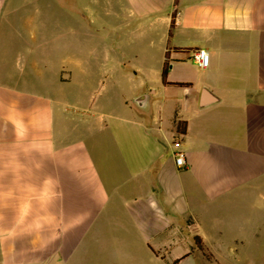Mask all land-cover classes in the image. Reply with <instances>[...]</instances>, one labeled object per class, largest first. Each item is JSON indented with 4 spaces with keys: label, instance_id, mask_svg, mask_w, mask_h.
Returning a JSON list of instances; mask_svg holds the SVG:
<instances>
[{
    "label": "crops",
    "instance_id": "1",
    "mask_svg": "<svg viewBox=\"0 0 264 264\" xmlns=\"http://www.w3.org/2000/svg\"><path fill=\"white\" fill-rule=\"evenodd\" d=\"M43 1L0 0V264H222L230 229L264 238V0H95L90 39Z\"/></svg>",
    "mask_w": 264,
    "mask_h": 264
},
{
    "label": "rangeland",
    "instance_id": "2",
    "mask_svg": "<svg viewBox=\"0 0 264 264\" xmlns=\"http://www.w3.org/2000/svg\"><path fill=\"white\" fill-rule=\"evenodd\" d=\"M104 2V0H101ZM76 3L79 6H81L84 10V13L86 14V17H83L79 13H75V16H73V12L67 13V7L69 4ZM43 10H42V16L38 18L39 20H42L41 22H45L49 24L50 26H55L57 24V19L61 16H64L65 24L66 25H73V24H79L82 26L81 30V38L82 39H90L92 38L87 30L88 26L90 23L95 24L94 19L91 17L90 10H99L101 11V8H96V1L95 0H65V4L68 6H65L63 8L65 11H62V8L58 2V0H47L43 1ZM99 5H102L101 2H99ZM102 9H105V7H102ZM62 13V15H61ZM76 17V18H75ZM74 18V19H73ZM40 23V22H39ZM86 28H84V27ZM56 29V28H54ZM89 31V30H88ZM68 35V34H67ZM65 35V38L67 39L68 36ZM72 36V34H70ZM50 39L56 40V38L50 36ZM226 235H224V248H226L229 245H235L237 244L238 248L244 250V253L241 252L240 256L236 257H229V256H218L219 260L221 261L222 264H264V238L261 239H248L244 241H236L232 238V230L230 229ZM189 240L187 239L186 241L183 240V243L181 245H178V248L180 247H189L188 243ZM197 246V245H194ZM222 247V248H223Z\"/></svg>",
    "mask_w": 264,
    "mask_h": 264
},
{
    "label": "clouds",
    "instance_id": "3",
    "mask_svg": "<svg viewBox=\"0 0 264 264\" xmlns=\"http://www.w3.org/2000/svg\"><path fill=\"white\" fill-rule=\"evenodd\" d=\"M45 184L52 185L47 191H43V199L40 201V223L37 224L38 229L51 228L52 225L47 223V220L51 218L52 221H56L59 217L52 212L51 205L54 203L57 197V192L55 189V185L53 183V177L49 176L44 181ZM60 229H56V232L59 233Z\"/></svg>",
    "mask_w": 264,
    "mask_h": 264
},
{
    "label": "built area",
    "instance_id": "4",
    "mask_svg": "<svg viewBox=\"0 0 264 264\" xmlns=\"http://www.w3.org/2000/svg\"><path fill=\"white\" fill-rule=\"evenodd\" d=\"M192 57L194 62L200 68H206L210 63V56L206 49H202V48L194 49L192 52ZM175 161L178 168H184L187 165L186 153L184 151H176Z\"/></svg>",
    "mask_w": 264,
    "mask_h": 264
},
{
    "label": "trees",
    "instance_id": "5",
    "mask_svg": "<svg viewBox=\"0 0 264 264\" xmlns=\"http://www.w3.org/2000/svg\"><path fill=\"white\" fill-rule=\"evenodd\" d=\"M169 66H170V63L167 61L164 65V68H163V73H162V76H163V80L164 82H166V78H167V74H168V70H169ZM178 85H181L180 83H177ZM178 132L179 133H185L186 130H187V123L185 121H180L178 123ZM197 243H199L198 239H196Z\"/></svg>",
    "mask_w": 264,
    "mask_h": 264
},
{
    "label": "water",
    "instance_id": "6",
    "mask_svg": "<svg viewBox=\"0 0 264 264\" xmlns=\"http://www.w3.org/2000/svg\"><path fill=\"white\" fill-rule=\"evenodd\" d=\"M208 101V95L205 94V97H204V102L206 103ZM136 103L140 106V107H145L146 104H147V98L145 96H142V97H139L137 100H136Z\"/></svg>",
    "mask_w": 264,
    "mask_h": 264
}]
</instances>
